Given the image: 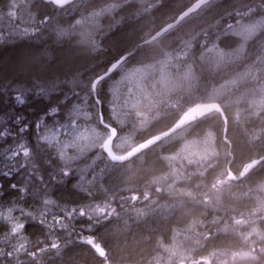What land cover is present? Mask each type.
<instances>
[{"label":"trees","instance_id":"16d2710c","mask_svg":"<svg viewBox=\"0 0 264 264\" xmlns=\"http://www.w3.org/2000/svg\"><path fill=\"white\" fill-rule=\"evenodd\" d=\"M195 1L75 0L56 8L0 0V129L15 115L9 85H45L53 105L58 93L70 97L61 121L70 118L51 142L25 133L30 156L16 164L27 166L11 180L0 176V264H264V159L218 187L264 157V0H210L139 47L96 89L104 124L117 131L113 143L132 137L120 156L197 105L218 104L225 123L205 112L122 164L97 148L75 154L91 132L109 133L91 82ZM111 4L117 8L94 29L79 24ZM142 69L132 80L130 72ZM45 106L28 108L29 124ZM15 146L0 140V152ZM237 198L251 206L238 207ZM73 205L70 217L64 209Z\"/></svg>","mask_w":264,"mask_h":264},{"label":"snow or ice","instance_id":"6c2138e0","mask_svg":"<svg viewBox=\"0 0 264 264\" xmlns=\"http://www.w3.org/2000/svg\"><path fill=\"white\" fill-rule=\"evenodd\" d=\"M52 2L57 3L59 6V0H52ZM79 23V21H77ZM103 77H99L91 82L93 90L96 84L102 80ZM9 87L14 89V94L12 95V107L15 115L10 116L6 122V126L0 129V140H9L15 142V147H8L6 152H0V158H2L5 163H0V176H4L6 179L11 180L12 177L18 174L20 168L26 167L27 164L21 162L17 166V157H29L30 156V143H25L23 137L25 133L31 136L32 131L35 130L37 133V142L42 139L45 142H51L50 135L55 131L56 127H59L67 121L70 116H66L64 121H61V105L68 104L70 97L67 95H61L58 93L59 100L57 104L53 105L50 101H45V97L49 94V88L45 85L38 83H33L32 85H23L17 88L16 85H9ZM38 90V91H37ZM45 103L46 106L43 109L42 115L33 123L29 124L24 113L29 107L35 104ZM80 101L75 102L72 107L74 109L78 108ZM48 121V124H45ZM13 126L15 131H13ZM41 129H47L43 136H40ZM17 137H20L18 140ZM62 175L70 176L71 172L63 171ZM40 179H43L41 176ZM12 188H18L16 184L9 185ZM4 187L3 183H0V189ZM64 211L68 213L71 217L75 214L76 206L73 205L70 209L65 208ZM56 247V245H53Z\"/></svg>","mask_w":264,"mask_h":264},{"label":"water","instance_id":"95a60500","mask_svg":"<svg viewBox=\"0 0 264 264\" xmlns=\"http://www.w3.org/2000/svg\"><path fill=\"white\" fill-rule=\"evenodd\" d=\"M42 1L45 2V3H50V4H52L56 8H64V7L68 6V5H70L71 3H73L75 0H59V6L57 5V3L52 2V0H42ZM209 1L210 0H197V1H195L187 10H185L182 14H180L176 18V20L174 22L170 23L169 25H167L164 28H162L161 30H159L157 33H155L152 37H150L145 42L139 44L134 49L133 52H130V53L122 56L121 58H119L117 61H115L113 64H111L107 68V70H106V72L104 74H102L99 77H103L102 80H104L107 77H109L112 74V72L116 68H118L128 57H130L134 52H136L139 47H144L146 45H149L153 41L157 40L165 32H167L171 28H173L176 25H178L185 17H187L188 15H190L191 13H193L194 11H196L198 8H200L201 6H203L204 4H206ZM99 77H97V78H99ZM102 80H100V82ZM98 84H96L94 90H93V88L91 86V91H92L93 98H94V100H95V102H96V104L98 106L99 123H100L101 126H103L105 129H107L108 132H109L108 139H107L106 143L104 144V146L102 148V151L105 154V156L109 159V161L112 162L113 164H122V163H125V162L129 161L130 159H132L133 157H135L136 155H138L141 152H143L144 150H146L147 148L152 147L155 144H158L159 142H161L162 140L168 138L173 133H175L178 130H180L184 126V124L186 123V121L193 115V113H195V112H197L199 110H203L205 112H216L217 114H219L221 116L222 120L225 123V117H224L223 111H222V109L220 108V106L218 104L213 103V104H201V105H197V106H194V107L190 108L188 111H186L180 117V119L170 129H168V130H166V131H164V132H162L160 134H157V135L149 138L148 140H146L145 142H143L142 144H140L139 146H137L136 148H134L132 151H130L126 155L117 156V155H114L112 153V144H113L114 139L116 138V130L113 127H110V126L104 124L103 116L101 114V104H100L99 100L96 97V89H97ZM225 134H226V126L224 127V130H223L224 137H225ZM263 159H264V157L259 158L258 160L252 161L236 177L233 176L231 173H228L229 179H231L233 181H239V180H241L248 173H250V171L252 169H254Z\"/></svg>","mask_w":264,"mask_h":264},{"label":"rangeland","instance_id":"374dc122","mask_svg":"<svg viewBox=\"0 0 264 264\" xmlns=\"http://www.w3.org/2000/svg\"><path fill=\"white\" fill-rule=\"evenodd\" d=\"M215 1V0H214ZM118 4H111L108 6H105L103 9L99 10V11H92L88 14L87 18H84L81 20V18L79 20H81V22L79 24L83 25L85 28L90 27L91 30L94 29V25H99L100 24V20H101V16L103 15H108L111 13V11L115 8H117ZM15 17V16H14ZM79 29V33L82 37L86 36L85 32L83 29ZM90 31V29H89ZM163 62V61H162ZM139 72H141L142 74L145 73V69H142L140 71H133L132 73L130 72V77L132 80L136 79L137 75L139 74ZM205 114V111L203 110H199L195 113H193V115L186 121V123L184 124V127L187 126L189 123H191L192 121L202 117ZM113 118H115V115L113 116ZM126 119V118H125ZM122 122L124 121V119L121 120ZM127 121V119H126ZM183 128V127H182ZM182 133H178L176 134L175 137L179 138L180 136H182ZM109 133L107 135H104L102 133L99 132H91L89 135H87L82 141L81 143H77L75 148V154L78 155L79 151H84V150H90L93 148H97V149H101L103 148L104 144L106 143L107 139H108ZM132 137L130 136L129 138H124V139H119V141L114 142L112 144V153L114 155L120 156L121 155V150H126V149H130L133 147V142H132ZM77 138H74L73 142L76 143ZM98 184V188H102V184H101V180H99L97 182ZM228 185H230V181L229 179H223L218 187H227ZM231 198V197H230ZM262 199L264 200V196L262 197ZM239 199L237 198L235 201V205H237L238 207H250L251 206V201L245 199ZM254 202V201H253ZM262 204H264V202H262ZM262 215L264 213V210L261 211ZM100 214L103 213V210H101L99 212Z\"/></svg>","mask_w":264,"mask_h":264},{"label":"flooded vegetation","instance_id":"af4514ba","mask_svg":"<svg viewBox=\"0 0 264 264\" xmlns=\"http://www.w3.org/2000/svg\"><path fill=\"white\" fill-rule=\"evenodd\" d=\"M202 7V6H201ZM234 176V175H233ZM236 177V176H235ZM227 178L229 179V177L227 176ZM243 179V178H242ZM230 182H237V181H233L231 179H229ZM240 181V180H239Z\"/></svg>","mask_w":264,"mask_h":264},{"label":"bare ground","instance_id":"6f19581e","mask_svg":"<svg viewBox=\"0 0 264 264\" xmlns=\"http://www.w3.org/2000/svg\"><path fill=\"white\" fill-rule=\"evenodd\" d=\"M194 12H195V11H194ZM194 12H193V13H194ZM191 14H192V13H191ZM188 16H189V15H188ZM185 18H186V17H185ZM165 33H166V32H165ZM165 33H164V34H165ZM116 134H117V131H116ZM254 202L256 203L255 199H254Z\"/></svg>","mask_w":264,"mask_h":264}]
</instances>
